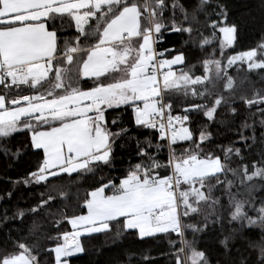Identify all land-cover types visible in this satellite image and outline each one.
Masks as SVG:
<instances>
[{"label":"snow or ice","instance_id":"obj_1","mask_svg":"<svg viewBox=\"0 0 264 264\" xmlns=\"http://www.w3.org/2000/svg\"><path fill=\"white\" fill-rule=\"evenodd\" d=\"M238 30L224 0H0V150L29 133L37 167L15 183L46 188L35 207L0 216V264H45L44 253L70 264L86 251L81 237L96 234H162L173 264H264V86L249 75L264 84V42L226 55ZM163 32L207 52L203 74L184 51L157 50ZM216 125L238 139L217 143ZM125 145L139 160L112 176ZM73 203L86 213L69 214ZM26 217L14 236L9 222ZM62 224L72 231H48ZM203 240L219 246L215 259Z\"/></svg>","mask_w":264,"mask_h":264},{"label":"trees","instance_id":"obj_2","mask_svg":"<svg viewBox=\"0 0 264 264\" xmlns=\"http://www.w3.org/2000/svg\"><path fill=\"white\" fill-rule=\"evenodd\" d=\"M224 2L229 7L230 18L233 19L239 25L238 37L236 45L233 48L226 50L227 54H236L239 51H246L250 48L256 47L260 42H264V0H224ZM167 15V14H166ZM71 31V29L69 30ZM208 34L207 32L205 33ZM219 35V34H218ZM186 35H181L175 32H163V42L156 45L157 50L163 49H176L177 51L185 52L186 64H194L195 68L192 69L194 75L203 74L202 59L206 56L207 52L201 51L198 47L191 45H186L185 40ZM216 47L217 58L219 57L218 42H214ZM207 51H211L208 48ZM170 56L171 53H166ZM184 67L181 65L177 67ZM230 75L237 76L239 79L240 75H243V71L237 74L235 67L228 70ZM254 80L257 81L256 87H262L264 84L259 82V77L254 74H249ZM220 84H217V89H219ZM25 91H27L25 89ZM181 106L174 105V110L178 113ZM110 112H115L117 118L125 124V126L132 128L129 122V117L127 114L124 116H119L120 110H109ZM195 120L199 121L200 124L205 123V118L202 116H197L195 113L192 114ZM112 117H109L111 119ZM239 119L235 123L239 124ZM213 132V137L217 143L223 144L225 146L229 145L233 140L238 139L236 131H228L223 125H216L209 129ZM135 132V129H133ZM248 134L247 132L245 133ZM259 137V131L257 132ZM9 143L6 147L8 148V153L5 154L4 151L0 150V216H3L5 211L9 216L13 215L17 209H28L29 207H35L37 203L42 199L41 193L46 192L44 185H25L23 183H15L17 180H22L28 173L35 171L37 167V158L32 154V150L27 147L28 141L30 140V134L25 132L15 133L12 137L8 138ZM118 144L121 141L117 142ZM132 142L129 141V144ZM236 147H241L240 143L235 144ZM261 145L259 143L253 145V151L245 149L248 152V159L253 160V158H259V151ZM214 150L219 153L218 148ZM20 152L19 158L13 156L12 153ZM116 152L119 153L117 158V168L113 170L110 174L115 177H119L127 169L128 162L133 163L138 162L139 157L130 155L132 148L125 145L124 147L117 148ZM162 156H166V152L162 153ZM75 175V174H74ZM108 175V173H106ZM92 183L89 181L84 184V187L80 191L81 201L84 198V193L90 190L88 184ZM11 193V196L8 194ZM257 195H260L258 192ZM75 210L78 213H86V209H81L76 207L73 203L69 206V214ZM12 234L19 235L21 232L26 234L27 227L31 223L30 218L26 217L25 222L22 224L21 221H10ZM63 231H71V225L62 224L60 229L54 227H49L48 231L52 235H57ZM7 228L0 227V240L6 239ZM172 238L176 239L174 234ZM191 238V237H189ZM81 241L84 243L86 251L80 253L71 258L70 264H128V255H132V264H173L172 257L170 253L172 248L162 234L156 237L145 238L140 240L133 236H127L120 241L115 243L111 239L107 238L103 234H96L93 237H82ZM62 241V236L61 240ZM48 247H54L57 243L55 240L45 241ZM205 244L213 248V258L215 259L219 253L217 251L218 245H215L211 240H203L200 242V246ZM147 256L148 259H143ZM45 264H55L54 253H44Z\"/></svg>","mask_w":264,"mask_h":264},{"label":"crops","instance_id":"obj_3","mask_svg":"<svg viewBox=\"0 0 264 264\" xmlns=\"http://www.w3.org/2000/svg\"><path fill=\"white\" fill-rule=\"evenodd\" d=\"M181 65H177V66H174V69L176 70L177 69V67H180ZM71 231H72V229H71ZM82 238V237H81ZM80 254V253H79ZM78 255V254H77Z\"/></svg>","mask_w":264,"mask_h":264}]
</instances>
